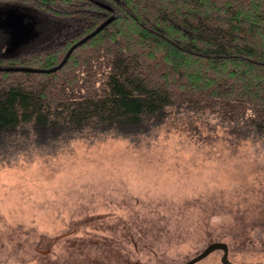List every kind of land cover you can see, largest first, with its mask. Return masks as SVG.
Segmentation results:
<instances>
[{
    "label": "rangeland",
    "instance_id": "1",
    "mask_svg": "<svg viewBox=\"0 0 264 264\" xmlns=\"http://www.w3.org/2000/svg\"><path fill=\"white\" fill-rule=\"evenodd\" d=\"M93 1L114 12L15 5L37 14L35 31L48 24L6 56L52 50L117 13L115 0ZM25 137L0 135V264H183L213 241L233 262L264 264V140L253 128L172 109L138 136Z\"/></svg>",
    "mask_w": 264,
    "mask_h": 264
},
{
    "label": "trees",
    "instance_id": "2",
    "mask_svg": "<svg viewBox=\"0 0 264 264\" xmlns=\"http://www.w3.org/2000/svg\"><path fill=\"white\" fill-rule=\"evenodd\" d=\"M0 4L64 18L74 7L102 9L93 0ZM113 7L115 18L59 69L0 70V135L38 144L85 133L138 136L176 109L216 113L264 140V0H115ZM96 20L52 50L0 58V66L54 67L105 18Z\"/></svg>",
    "mask_w": 264,
    "mask_h": 264
},
{
    "label": "water",
    "instance_id": "3",
    "mask_svg": "<svg viewBox=\"0 0 264 264\" xmlns=\"http://www.w3.org/2000/svg\"><path fill=\"white\" fill-rule=\"evenodd\" d=\"M16 7L17 6H15V4H10L8 5L7 8H0V29H2L6 34V49H5L6 51L17 47L22 42H25L36 35V31L34 30L32 22L27 20L26 13L18 10ZM101 7L106 8L108 11L114 12V10L108 6L101 5ZM114 18H115L114 14L109 15L91 32L87 33L78 41L73 43L67 50L66 54L64 55L60 63H58L54 67L41 69V68H33L27 66H11V67L0 66V70L29 71V72L55 71L64 65L69 55L76 47L80 46L81 44L89 40L91 37H93ZM215 250L222 251L220 257V262L222 264H241V263L233 262L228 258V245L224 241L210 242L197 255L187 260L183 264H194L195 262L203 259L204 257H206L208 254H210ZM41 252L46 253V251H41Z\"/></svg>",
    "mask_w": 264,
    "mask_h": 264
},
{
    "label": "flooded vegetation",
    "instance_id": "4",
    "mask_svg": "<svg viewBox=\"0 0 264 264\" xmlns=\"http://www.w3.org/2000/svg\"><path fill=\"white\" fill-rule=\"evenodd\" d=\"M4 5H5V4H4ZM26 15H27V20L30 21V22H32L33 27H34V25L38 23V16H37V14H35V13H31V12H27ZM46 21H47V22H44V23L40 26L41 29H38V30L36 31V35H35L36 37L39 35V33L42 32V28L45 26V24H48V20H46ZM0 35H1L0 47H3L4 49H6V34L4 33V31H3L2 29H0ZM32 38H33V37H32ZM32 38L28 39V40L25 41V42H22L21 44H19V45H18L17 47H15V48H12V49L7 50V51H6V50H3V51L0 53V58H6V59H8V58H15L16 56H13V57L6 56L5 53H14L16 50L19 49L20 46H22V45H26L27 43H29L30 40H31Z\"/></svg>",
    "mask_w": 264,
    "mask_h": 264
},
{
    "label": "bare ground",
    "instance_id": "5",
    "mask_svg": "<svg viewBox=\"0 0 264 264\" xmlns=\"http://www.w3.org/2000/svg\"><path fill=\"white\" fill-rule=\"evenodd\" d=\"M46 146V145H45Z\"/></svg>",
    "mask_w": 264,
    "mask_h": 264
}]
</instances>
